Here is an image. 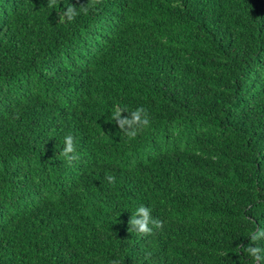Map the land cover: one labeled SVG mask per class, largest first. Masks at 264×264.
Here are the masks:
<instances>
[{"label":"trees","instance_id":"1","mask_svg":"<svg viewBox=\"0 0 264 264\" xmlns=\"http://www.w3.org/2000/svg\"><path fill=\"white\" fill-rule=\"evenodd\" d=\"M87 2L0 0V264H245L264 228V0H102L59 22ZM115 104L151 127L128 140ZM140 205L164 222L150 236L128 231Z\"/></svg>","mask_w":264,"mask_h":264},{"label":"clouds","instance_id":"2","mask_svg":"<svg viewBox=\"0 0 264 264\" xmlns=\"http://www.w3.org/2000/svg\"><path fill=\"white\" fill-rule=\"evenodd\" d=\"M101 2L102 0H88L86 5H82L78 9L75 5L69 4L65 10L58 14V20L60 23H64L65 21L72 22L81 13L88 14L90 10H96L98 4ZM57 5L58 0H48V7H55ZM123 113H128V116H122ZM111 119L130 141L136 139L151 127V118L148 111L142 106L135 110H129L127 107H121L119 104H115L111 112ZM59 155L69 164L79 160L77 145L72 134L64 137V147ZM105 179L109 184H115L114 175L106 174ZM151 212L152 209L150 207L140 205L128 221V231H135L141 236H150L153 234L154 229H162L164 222L158 218H154ZM261 241H264V228L258 227L250 234L249 244L244 247L239 246L243 255L248 257L245 264H264V247L261 246ZM110 264H120V262L113 260Z\"/></svg>","mask_w":264,"mask_h":264}]
</instances>
